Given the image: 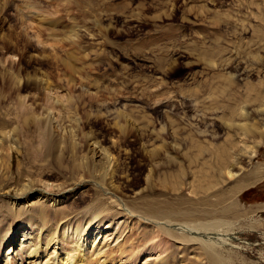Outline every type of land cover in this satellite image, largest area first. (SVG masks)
Wrapping results in <instances>:
<instances>
[{"label":"rangeland","instance_id":"rangeland-1","mask_svg":"<svg viewBox=\"0 0 264 264\" xmlns=\"http://www.w3.org/2000/svg\"><path fill=\"white\" fill-rule=\"evenodd\" d=\"M26 75L41 88L19 93L14 81ZM50 108L42 138L33 120ZM0 136L3 149L22 151L12 154V182L0 177V235L29 224L33 239L55 227L62 239L63 224L82 223L89 207L102 216L123 209L108 189L136 214L230 237L233 248L209 250L217 264H264V0H0ZM43 147L56 152L45 157ZM18 163L52 184L50 196L70 194L35 207L49 214L45 226L38 210L33 220L12 209L26 175ZM104 163L102 185L75 169ZM119 218L101 232L125 237L111 264H208L198 245L137 219L125 229Z\"/></svg>","mask_w":264,"mask_h":264},{"label":"bare ground","instance_id":"bare-ground-1","mask_svg":"<svg viewBox=\"0 0 264 264\" xmlns=\"http://www.w3.org/2000/svg\"><path fill=\"white\" fill-rule=\"evenodd\" d=\"M28 14L27 16L30 15ZM69 33L71 34V32ZM68 39L72 38L67 37L66 40ZM69 61L70 60H68L64 64L68 66L67 68L73 69L74 64H70ZM7 79L11 80L13 78L8 76ZM15 81L14 86L19 93L20 89L22 90V88L25 86L29 85L33 87L34 90H39L43 85V80H41V78L36 75H26L25 79H18ZM26 97L27 96H21L20 94L16 95V104L19 109H27V103L25 102ZM52 101L53 104H57L61 108H64L63 102L58 96L52 98ZM53 109H46L45 114L42 115L43 118L41 120H38L37 117L33 120L42 138L46 135V132L43 128V123L46 124V122L51 119L49 117L53 113H51L50 111H52ZM52 119H54V116L52 117ZM46 130L48 133V129ZM14 141L15 140H13V143ZM2 142H5V139L0 136V177L4 182L10 183L13 180V165L11 162L12 154H22V151L20 147H12V145H8V148L3 149L1 147ZM45 143H48V146L50 144L48 139H46ZM74 150V147H70L71 153H73ZM91 151L93 156H96L98 154L96 158H107L106 152L102 149H92ZM55 152L56 151L54 147H43V149L40 150V153L45 157L46 155L47 157H50ZM254 153L255 151H252L251 156H253ZM104 165L105 163L100 167L94 166L92 168L91 166L82 164L81 166H76L75 169L81 170L79 178H84V182L95 184L99 181L98 183L101 182L100 184L102 185V182L107 175V167H104ZM17 170L19 178L23 177V174L26 175L21 183H17L14 187L15 195L11 202L12 209L14 211H20L23 218L32 217L31 219L33 220H35V217L33 216L34 210H38L37 212L39 213V215L36 219L42 221L45 226L49 221L47 220L49 214H47V211L43 208L37 209L40 206L39 204L42 205L45 202H50L51 204L65 203L68 201L67 199L70 194L65 192L60 197L50 196L49 193L51 192L49 191V189L53 188L52 184L48 185V181L33 180L32 178L28 177L30 176V173L27 171V169L21 167L19 163L17 164ZM225 174L227 177L233 176V174H231L230 172H226ZM41 187L45 189H42L41 191V189H39ZM60 187L65 188L61 185L58 188ZM105 192L108 193L109 199H112L113 202L120 203L119 207H121V203L124 205L123 209H120L119 212L115 213V216L112 213L102 216L101 214H103V210L100 211L92 209L93 207H89L87 210H85V214L87 213L88 216L86 215L87 217L84 218L85 220H83V222L81 221L82 223L78 222L74 227L72 225L70 226V224L67 223L63 224L61 230L62 239L59 237L56 227L52 229L41 228V233L45 231L44 237L40 238L39 233L37 238L33 239L32 234L28 230L30 225L22 224L20 230L16 233L12 235H10V233H4L0 235V246L2 248V250L0 249V264H12L10 261L11 259L15 261V264H111L118 254H122L125 252L126 248L125 237L122 238V234H110L109 236H104L105 231L101 233L102 227L109 224L111 222V219L114 217L125 218V220L122 221V223L124 224L123 227L125 229L131 227L133 220L137 219L141 224L146 221V224L154 226L166 237L173 240L175 243L181 245L182 247H185V245L190 246L192 244L198 245L200 249H203L204 252L200 251V253L202 254V256L205 255L204 257L208 260V264H217L218 262L215 259L216 255L214 254V257L213 253L209 252V250L234 247L233 245L232 247L231 243L229 242L230 237L222 236L219 233H210L211 230L203 224L189 225L187 223H172L168 220H165L169 218L170 214H166L165 216V214L158 213L152 210H146L141 214H136L132 211L127 210L125 208V204L120 200V198H118L115 193L109 192L108 189ZM59 213L63 214L65 217L66 210L62 209L59 211ZM100 215L102 216L101 218ZM163 217L165 218L163 219ZM49 219L51 220V218ZM100 224H102L101 228L97 229ZM110 238L113 239L112 242H114L113 248L105 250V247H107L108 245L105 244L103 246L100 244V241L103 240L104 242H107ZM18 256H22V258L18 260ZM93 257H95V259L92 260ZM149 257L150 256H147V259ZM153 259L154 260L150 259L152 260L150 264H158L155 263L156 258ZM165 262L166 260H162L161 264H165Z\"/></svg>","mask_w":264,"mask_h":264}]
</instances>
